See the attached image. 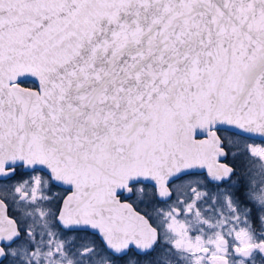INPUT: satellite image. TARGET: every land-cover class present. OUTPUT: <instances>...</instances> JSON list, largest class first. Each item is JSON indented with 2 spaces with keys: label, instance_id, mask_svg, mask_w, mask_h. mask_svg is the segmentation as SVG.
I'll list each match as a JSON object with an SVG mask.
<instances>
[{
  "label": "snow or ice",
  "instance_id": "1",
  "mask_svg": "<svg viewBox=\"0 0 264 264\" xmlns=\"http://www.w3.org/2000/svg\"><path fill=\"white\" fill-rule=\"evenodd\" d=\"M0 264H264V0H0Z\"/></svg>",
  "mask_w": 264,
  "mask_h": 264
},
{
  "label": "flooded vegetation",
  "instance_id": "2",
  "mask_svg": "<svg viewBox=\"0 0 264 264\" xmlns=\"http://www.w3.org/2000/svg\"><path fill=\"white\" fill-rule=\"evenodd\" d=\"M233 133L231 131H228V132H225L224 135H227V136H231ZM208 188L209 189H212L213 188V185L212 184H208ZM57 191H59V189H56Z\"/></svg>",
  "mask_w": 264,
  "mask_h": 264
}]
</instances>
